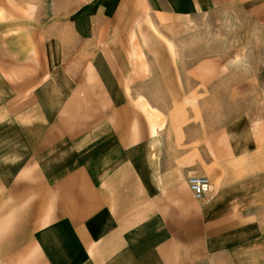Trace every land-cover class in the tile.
<instances>
[{
	"label": "crops",
	"instance_id": "obj_1",
	"mask_svg": "<svg viewBox=\"0 0 264 264\" xmlns=\"http://www.w3.org/2000/svg\"><path fill=\"white\" fill-rule=\"evenodd\" d=\"M48 3L1 9L0 264H264V143L159 111L150 87L171 79L170 101H185L180 70L136 47L150 14L182 26L222 13L263 33L264 0ZM191 175L210 177L205 200Z\"/></svg>",
	"mask_w": 264,
	"mask_h": 264
},
{
	"label": "rangeland",
	"instance_id": "obj_2",
	"mask_svg": "<svg viewBox=\"0 0 264 264\" xmlns=\"http://www.w3.org/2000/svg\"><path fill=\"white\" fill-rule=\"evenodd\" d=\"M49 1L52 2L0 0V15L2 6L12 17L32 16L40 9L49 14ZM39 5L45 8H38ZM149 17L152 22L145 23L143 38L136 42V47L140 49L144 39V42H152L158 53L162 50V58H172V63L167 66L174 70L175 76L180 70L182 85L179 89L185 93V101L171 102L170 90H178L177 87H172L171 79L167 86L160 87L161 78H158L156 85L150 87L152 97L158 100L155 107L164 114H197L193 119L200 121L202 128L220 131L228 126L234 131L238 129L239 133L232 135L233 142L264 143V134H249L250 128L254 132L261 128L264 132V32L240 17H234L232 22H215L224 19L222 13L214 17H198L182 26L158 24L159 17L153 14ZM11 25L8 23L9 27ZM177 52L181 60L175 61ZM157 57L161 58L160 55ZM194 62H197L196 69L187 72ZM146 68L147 65L142 68L144 76L152 73ZM154 74L160 76L159 72ZM204 137L202 135V139ZM227 141L225 134L216 135L217 147H224ZM206 143L210 144V140ZM228 153V158H231V152Z\"/></svg>",
	"mask_w": 264,
	"mask_h": 264
},
{
	"label": "built area",
	"instance_id": "obj_3",
	"mask_svg": "<svg viewBox=\"0 0 264 264\" xmlns=\"http://www.w3.org/2000/svg\"><path fill=\"white\" fill-rule=\"evenodd\" d=\"M188 184L197 200L203 201L212 191V181L207 175H191L188 178Z\"/></svg>",
	"mask_w": 264,
	"mask_h": 264
}]
</instances>
